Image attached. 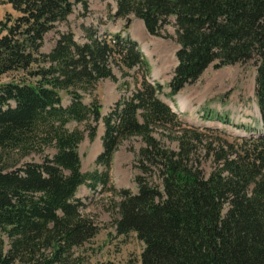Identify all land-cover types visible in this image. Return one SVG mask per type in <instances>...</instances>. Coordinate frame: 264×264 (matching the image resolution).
Listing matches in <instances>:
<instances>
[{
    "label": "trees",
    "instance_id": "obj_1",
    "mask_svg": "<svg viewBox=\"0 0 264 264\" xmlns=\"http://www.w3.org/2000/svg\"><path fill=\"white\" fill-rule=\"evenodd\" d=\"M115 1V17L129 22L134 15L152 35L175 17L179 48L168 96L210 64L254 61L256 126L262 129L228 140L221 130L183 123L160 99L162 84L148 79L137 42L121 32L85 28L84 42L62 32L44 52L47 32L76 4L86 8L85 0H0L14 12L0 19V76L21 74L0 84V264L76 263L75 248L98 233L76 193L82 184L108 182L106 170L83 172L78 152L85 131L93 138L99 120L97 164L109 167L132 136L143 142L134 159L137 192L112 188L119 196L116 232H134L143 242L141 264H264V0ZM114 70L135 84L102 116L91 95L98 81L118 80ZM70 122L76 125L69 128ZM207 156L213 168L205 175Z\"/></svg>",
    "mask_w": 264,
    "mask_h": 264
},
{
    "label": "rangeland",
    "instance_id": "obj_2",
    "mask_svg": "<svg viewBox=\"0 0 264 264\" xmlns=\"http://www.w3.org/2000/svg\"><path fill=\"white\" fill-rule=\"evenodd\" d=\"M85 1L86 8H83L81 4H76L66 21L60 22L47 32L42 47L44 52H48L53 47L62 32L71 31L78 42L85 41V28L93 27L98 34L122 32L139 44L149 64L148 79L151 82L162 84L160 99L172 106L171 109L176 112L183 123L221 130L225 134L216 135L228 140L232 139L231 135H250L262 129L261 126L255 127L259 122V110L255 98L256 66L254 61L236 62L220 67L210 64L196 81L186 84L172 97L168 96L167 84L176 64L175 50L179 47L175 40V17L168 18V22L161 30V35H152L146 31L141 20L134 15H130L129 22L125 18L115 17V0ZM7 12L14 13L10 4H0V19ZM114 71L118 80L104 78L98 81L91 95L99 101L102 116L111 110L119 97L127 96L135 84L131 77H121L118 70ZM20 76V73L1 75L0 84ZM124 81H128L129 85ZM85 96L84 102L88 103L90 96ZM69 103L70 98L63 96L62 104L68 105ZM217 115L224 120L218 119ZM75 125V122L67 124L69 128ZM79 126L84 128L86 123ZM103 133V121L99 120L95 136L89 138L88 132L85 131L84 138L78 145L81 170L83 172L106 170L108 182L105 185L98 183L95 187L87 183L78 187L76 198L81 200L80 210L93 218L99 231L90 241L75 248L74 256L78 259L72 264H141L140 254L144 246L143 242L134 232L127 234L116 232L115 203L119 201V196L112 188H128L133 193L137 192L134 176L139 170L135 167L134 159L143 142L138 136L122 141L114 152L109 167H105L95 162L102 147ZM155 136L159 137L157 133ZM161 141L172 149L178 148L176 140L162 137ZM53 152V149L46 150L48 154ZM30 156H33L32 160L36 162L42 159V156L38 154ZM30 156L26 159H30ZM201 166L204 174L208 175L213 168L211 158L209 156L202 158ZM5 240L7 241L6 237Z\"/></svg>",
    "mask_w": 264,
    "mask_h": 264
}]
</instances>
